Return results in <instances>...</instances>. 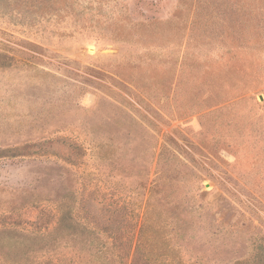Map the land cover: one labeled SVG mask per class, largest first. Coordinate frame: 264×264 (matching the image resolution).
<instances>
[{
	"label": "rangeland",
	"instance_id": "374dc122",
	"mask_svg": "<svg viewBox=\"0 0 264 264\" xmlns=\"http://www.w3.org/2000/svg\"><path fill=\"white\" fill-rule=\"evenodd\" d=\"M30 1L0 0V264L52 259L55 236L69 262L82 237L49 232L84 191L124 206L114 262L131 264L156 182L186 260L248 257L264 233V0Z\"/></svg>",
	"mask_w": 264,
	"mask_h": 264
},
{
	"label": "trees",
	"instance_id": "16d2710c",
	"mask_svg": "<svg viewBox=\"0 0 264 264\" xmlns=\"http://www.w3.org/2000/svg\"><path fill=\"white\" fill-rule=\"evenodd\" d=\"M54 2L55 0L30 1L34 7L33 14L42 15L67 6L65 4L56 7ZM160 192L158 182L154 183L150 188V198L139 229L136 235L133 233L128 240L134 246L131 264H196L195 261L186 260L181 248L173 242V233L177 230L176 221L166 220L159 210L157 204H159ZM171 202L172 199L169 203ZM77 203L81 207V216H78L81 220L75 217ZM58 205L60 210L56 226L49 232L50 235L52 233L63 235L67 231L74 235L78 234L82 239H72L71 249L74 257L68 262L63 251L59 250L62 246L68 247V243H64V239H56L55 236V240L50 243V250L58 255L38 264H116L114 261L118 258L114 255H118L119 245L125 241L121 235L128 232L125 222L127 213L122 212L124 206L102 202L101 206L95 207L89 201V193L85 191L79 196L69 193ZM43 228L47 230V226L40 223L38 230L44 232ZM37 236L40 239L44 235ZM11 239L12 242L18 243L13 237ZM253 244L251 254L233 264H264V233L262 236H257Z\"/></svg>",
	"mask_w": 264,
	"mask_h": 264
},
{
	"label": "water",
	"instance_id": "95a60500",
	"mask_svg": "<svg viewBox=\"0 0 264 264\" xmlns=\"http://www.w3.org/2000/svg\"><path fill=\"white\" fill-rule=\"evenodd\" d=\"M261 97V99H263V96H260Z\"/></svg>",
	"mask_w": 264,
	"mask_h": 264
}]
</instances>
